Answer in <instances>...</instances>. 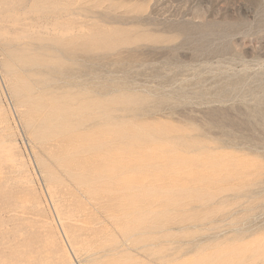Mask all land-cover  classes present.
<instances>
[{"label":"rangeland","instance_id":"obj_1","mask_svg":"<svg viewBox=\"0 0 264 264\" xmlns=\"http://www.w3.org/2000/svg\"><path fill=\"white\" fill-rule=\"evenodd\" d=\"M0 264H264V0H0Z\"/></svg>","mask_w":264,"mask_h":264},{"label":"bare ground","instance_id":"obj_2","mask_svg":"<svg viewBox=\"0 0 264 264\" xmlns=\"http://www.w3.org/2000/svg\"><path fill=\"white\" fill-rule=\"evenodd\" d=\"M59 103V102H58ZM88 103V102H87ZM94 103V102H93ZM96 104V103H95ZM94 105V104H93ZM98 105V104H97ZM84 106V105H83ZM82 105L75 109L74 108H60L62 111L61 114L63 115H75L77 114L79 111L83 110L86 107H83ZM86 106V105H85ZM90 107V106H89ZM88 107V110H89ZM96 107V106H95ZM83 108V109H82ZM59 109V110H60ZM58 110V109H57ZM87 110V111H88ZM97 110V109H96ZM53 111V110H52ZM93 111V110H91ZM54 113V112H53ZM55 116L57 117L58 115H60V113H54ZM52 116V115H51ZM61 117V116H60ZM103 129V128H102ZM109 134V133H108ZM112 134V132H111ZM115 134V136H114ZM127 134V131H118L116 133H113L114 137H123V135ZM90 137V136H89ZM103 138V137H102ZM87 140H89V138H84V139H79L77 136L76 137H70L65 139L64 141L62 140V142L60 143L61 146V154H63V156H65L64 154H68L67 156H69L72 153H76V152H81L85 147H88L89 143L91 146L96 147L98 146L97 141L92 140L90 142H87ZM102 142V141H101ZM103 144V143H102ZM101 144V145H102ZM107 145V144H105ZM207 145V144H206ZM90 146V147H91ZM103 146V145H102ZM99 147V146H98ZM109 149V148H107ZM109 151V150H108ZM70 153V154H69ZM102 156V155H101ZM116 157V156H115ZM96 160L92 161L89 159H83L81 160V162L79 163L80 165V171L87 173V175H90V178L92 181L97 182L98 180L101 181H108L104 186H106L107 190L109 191L110 195H111V200H121V205L124 206V209L128 208V203L127 200L129 199V195H128V191H129V185L127 182V179L125 177H121L120 179H118V182L115 181L116 177L115 176V171L117 170H125L128 168V164L126 163H122L119 162L117 164V160L113 157L112 154L110 155H106L105 158L103 157H99V158H94ZM130 162V161H129ZM74 164V163H73ZM114 164V165H113ZM115 166V167H113ZM115 168L117 170H115ZM120 170V171H121ZM128 170V169H127ZM124 172V171H123ZM123 172L118 173V174H123ZM117 174V173H116ZM125 175V174H124ZM120 176V175H119ZM128 176V175H127ZM126 176V177H127ZM51 178L53 179V176H51ZM55 178V177H54ZM121 186H120V185ZM118 185V186H117ZM103 187V186H102ZM119 200V202H120ZM124 201V203H123ZM117 206V205H116ZM118 208V207H117ZM117 210V209H116ZM127 213V212H126Z\"/></svg>","mask_w":264,"mask_h":264}]
</instances>
